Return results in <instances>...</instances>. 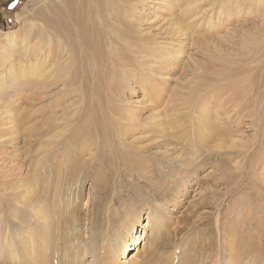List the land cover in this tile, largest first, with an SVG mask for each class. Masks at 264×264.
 I'll return each mask as SVG.
<instances>
[{
    "label": "rangeland",
    "instance_id": "374dc122",
    "mask_svg": "<svg viewBox=\"0 0 264 264\" xmlns=\"http://www.w3.org/2000/svg\"><path fill=\"white\" fill-rule=\"evenodd\" d=\"M183 2L185 4L179 8ZM122 3L123 21L131 27L134 38L145 41L155 54L171 53L178 45L177 60L173 64L160 65L153 58L137 53L131 56L133 63L128 65L132 73H119L114 82V78L111 82L103 72L96 77L88 76V83L84 81L83 86L84 93L88 94L86 98L92 92L91 105L88 100L83 101L81 93L70 87L67 80H56L54 84L45 82L37 90L24 81L21 86H9L1 93L0 230L7 228L12 233L23 230L26 225L23 219L29 216V203L21 200V185L29 184L31 190L39 189L33 186L35 178L31 177L35 161L40 160V170L45 169L47 173L51 170L52 175L58 159L65 154L61 145L70 133L71 124L90 120L88 124L101 127L105 142L100 139L99 145L93 143L89 147L91 153L83 146L82 157L79 153L84 171L79 173L81 181L74 194L82 236L86 240L93 233L100 238L102 223L108 215L105 213L107 205L112 206L109 231L116 232L127 209L140 206L158 209L164 204V219L169 222L160 229L161 237H157L158 241L153 239L155 245L144 246L143 231L148 240L157 234V221L148 220L144 209L146 213L135 226V236L132 235L139 245L128 243L125 260L154 255L151 264H163L168 260V253L174 251L172 246L176 248V256L182 257L184 253L180 250L187 244L195 252L191 254L194 264H224L227 249L232 250L236 264H264V69L261 68L264 63L252 75L256 93L243 98L233 92L227 94L224 91L227 83L219 74L226 60L236 59L234 63L238 68L240 61L248 58L250 52L245 45L249 36L250 41L263 36L264 4L253 5L248 15L241 14L247 5L245 1L232 5L228 0H197L194 4L189 0H123ZM237 7L241 11L238 16ZM23 8L32 10L31 0H0L1 33L19 29L17 14H21ZM182 11L187 13L179 17ZM175 20L179 21L177 26L173 25ZM187 23L189 25L181 29ZM134 56L136 61H133ZM145 78L161 80L163 92L158 93L153 88L142 92L133 80ZM209 78L220 80L214 83L211 93L219 94L221 89L226 93L207 99L206 111L201 114L197 108L202 105L205 93L196 99L195 95L189 96V91L195 83ZM14 91L17 95L7 100ZM188 98H191L188 101L191 108L186 109ZM168 101L172 104L168 105ZM175 104L179 106L174 108ZM168 107L177 110L171 114ZM169 113L173 121L178 122L174 126L181 127L169 126L170 130L164 132L160 127H168ZM26 117L29 119L24 122ZM204 124L205 133L200 129ZM110 125L115 129L119 127L117 133L121 132V137L114 136L115 131L108 129ZM182 132L186 136L195 132L199 147L192 160L186 143L180 144L187 148L184 152L179 156L174 154L179 149L176 144ZM53 134L59 137L53 139ZM218 140L222 141L219 143L224 146L222 150L216 147ZM40 141H46L48 147L45 145L38 150ZM54 141L55 147L50 149ZM200 143L204 144L200 146ZM77 145L71 148L79 147ZM127 153L134 158L130 164L126 160ZM138 161L140 163L136 164ZM135 165L150 167L140 170L135 169ZM48 179L53 182L50 176L41 178L38 183ZM42 193L38 192L39 196L45 195ZM33 195L30 194L35 197ZM171 202L176 205L173 207ZM14 240L19 241L18 238ZM156 246L160 251H156ZM1 253L2 250L0 264H7L4 252ZM98 254L96 251L88 255L84 262L92 264Z\"/></svg>",
    "mask_w": 264,
    "mask_h": 264
},
{
    "label": "bare ground",
    "instance_id": "6f19581e",
    "mask_svg": "<svg viewBox=\"0 0 264 264\" xmlns=\"http://www.w3.org/2000/svg\"><path fill=\"white\" fill-rule=\"evenodd\" d=\"M189 1H193L194 4L197 0ZM242 1H245L247 5L245 6V10L243 8L241 14L245 13L248 15L251 13L253 5L255 7L264 4V0H228V3L230 5L233 3L240 4ZM122 2L123 0H31L32 10L23 8L24 10L22 13L17 14V21L20 26L19 29L15 31L10 30L7 33L0 32V94L8 89L9 86L12 88L18 85L21 86L24 81L33 86L34 90H37L38 88L40 89L45 82L54 84L56 80H63L64 82L67 80L70 87L81 93L83 101L86 99L88 100V105H91L92 103L89 99L92 96V92H90L89 97L86 98L88 94L86 95L84 93L85 87L83 86L84 81L88 83V76L96 77V74L103 72L106 77L111 78L110 80L112 82V79L119 75V73L124 75L125 73H132L131 70L128 71V65L133 63V58H131V56L137 55V53H139L140 56L146 55L144 58H153L155 63L160 65L166 63L173 64L180 54V48H177L178 45L173 47L171 53L160 52L155 54L156 52L151 51L149 45L145 41L134 38L131 27L123 21L124 10L122 5H120ZM184 4V2L181 3L179 8ZM238 7L236 8L237 16L241 12ZM186 13V11L180 12L179 17H182ZM178 24V20L173 22L174 26ZM187 25L189 24L183 25L181 29L187 27ZM261 33H263V36L260 34L262 37L258 34L261 39L257 36L258 38H256V40L250 41L249 36V42H247V44L244 43L246 44L245 48L250 53L246 60L240 61L241 64L238 68L236 67L237 64L234 63L236 59L226 60L225 64L221 65L222 69L219 71V74L224 76V82L227 83H225L226 89L224 90L227 94L228 92H233L235 95H239L240 98H243L245 95L248 96L255 92L256 83L252 75H254V72L264 63V52L262 53L264 50V30ZM133 61H136V57ZM221 64H223V61ZM261 68L264 69V67ZM105 71L108 72L107 75ZM215 75L216 74H214V76ZM138 78L141 79L140 77ZM211 78L203 80L204 82H197V85H195V83L193 86L194 88H191L189 91V96L195 95L196 99L200 98L201 93H205L204 97L201 98L202 105L197 108L201 114H204L206 111L207 99L214 98L215 96L219 98L220 95L226 93H222L223 89L221 88H218V90L221 89L222 92H219L222 94L211 93L214 89V83L217 84V82L220 81H216L215 79L212 81ZM114 80L115 78L113 82ZM160 81L161 80H156L155 78L150 80L145 78L140 81L133 80L134 83L138 84L137 86L140 87L142 92H147L149 89L153 88L158 90V93L161 91L163 92ZM108 83L110 84V82ZM197 86L199 87L198 89ZM218 90H216V92H218ZM193 92L195 94H193ZM15 95H17V91H14L12 95H8L7 100L15 97ZM189 99L191 98L185 101L186 109L191 108V104L188 103ZM193 99L195 100V98ZM205 101L206 104L204 103ZM213 101L215 100L213 99ZM171 102L172 101H168V105H171ZM218 104H222L221 101ZM218 104L216 105L219 106ZM173 106L175 108L179 105L175 104ZM181 106H183V104ZM172 108L170 109L168 107L167 109L171 114L177 110H172ZM168 117V127H175L174 129H176V127H181V125L174 126L178 122L173 121V116L170 115ZM28 119L29 118L26 117L24 122H27ZM15 121L16 120L13 119L12 123ZM89 121L71 124L70 133L65 136L63 145L60 144L61 147L63 146L62 152L65 154H62V158L58 159V163L55 164L53 168L54 173L52 175H50L51 170H49V173H47L45 169L40 170L42 165L40 160L35 161V167H32L33 173L31 177L35 178L33 180L35 182L33 186L39 188L37 191L31 190L29 184L24 185L23 183L21 185L23 194L20 197L24 203H29L27 206L29 216L23 219L26 225L21 231L15 230L16 232L13 231L14 233H12L9 229L7 230V228L0 230V249L2 253L4 252L5 254L4 259L7 260V264H86L84 262L85 257L92 255L96 251L99 252V254L93 258L92 264H151V262H153V258L151 257H155L154 255H149L148 258L138 259V257H134V259L130 258L129 260H125L128 257L126 249L129 242H134L135 245H139L137 240L134 239L135 237L132 239V235L135 226L140 222V218L144 212L146 213V210V218L148 220L154 218L157 221V234L153 235V238H149L148 240L146 238L147 234L143 231V244L145 247L155 245L153 244V239L154 241H158L156 240L157 237L159 239V236L161 237L162 235L160 229H164L169 222L164 219V204H160L158 209L154 206H146V208L140 206V208L136 209H127L124 214V220L122 219L120 221L116 232L109 231L111 227L109 216L111 215L110 211L112 206L107 205L105 213L108 215L104 219V223H102L104 228L100 238H96V234L94 233L88 240L85 239V236H82L79 211L75 205L77 197L74 194L79 188L81 181L79 173H83L84 171L83 164H80V158L82 157L81 147L84 146L86 152L91 153L92 150L89 147L92 146L93 143L94 145H99L98 140L100 139H103V142H105L101 127L95 123L88 124ZM195 124L197 125V123ZM205 125L206 124L201 126L200 129L204 130ZM109 127L115 131L113 132L114 136L121 137V132L119 134L117 133L119 127L115 129L114 126L110 125L108 129ZM168 127L163 126L160 128L164 129L165 132L166 130H170L171 127ZM66 132L68 131H65V133ZM194 133L190 135L187 133V136L185 135L186 133H181V138H179L178 141L179 143L176 144V147L179 146V149L175 150L174 154L179 156L184 152V149L188 148L189 154H186H188L189 159H191L193 154L198 152L199 144L194 138ZM51 137L56 139L59 137V134H53ZM120 137H118V139ZM207 138L209 139L208 135ZM181 143L188 144L187 148L180 146ZM219 143H222V141L218 140L216 147L222 150L224 146L222 144L219 145ZM55 144L56 142L54 141L50 149H53ZM202 144L200 143V146H202ZM45 145L48 147L46 141L39 143L38 150L43 149L42 147H46ZM76 145L79 147L71 148ZM103 148H105V146H103ZM217 151L219 150L217 149ZM133 159L130 154H126V160L129 164L133 162ZM140 161L136 164H139ZM81 163H84L82 159ZM149 167V165L136 166L135 169L147 170ZM50 176L51 179L53 177V182H48V179L41 182L42 184L38 183V181H42L40 180L41 178H49ZM40 191L45 195L42 197L39 196L41 193L38 194V192ZM30 194H34L33 196L35 197H31ZM173 199L174 198H172V201H175V199ZM171 203L173 207L176 205V203ZM20 204L23 203L20 202ZM23 206L25 207L26 204ZM14 210H16V207ZM15 215L16 217L18 216L17 214ZM87 233L89 234L88 231L86 234ZM133 236H135V234ZM16 238H18L19 241H15L14 239ZM145 238L147 242H145ZM172 248H174V251L168 253L169 255L166 254L168 260L167 262H163V264H194L191 254L194 255L195 252H193L187 244L180 250V252L184 253L182 257L176 256L175 246H172ZM153 249L155 250V247ZM157 250H159V247L157 248L156 246V251ZM180 252H178V255ZM125 253L127 255H125ZM155 254L158 256L156 252ZM216 254L215 252L213 257H215ZM120 255H122V258L119 257ZM206 257H208V255ZM226 258L224 264H236L234 259H232L231 249H227ZM200 259L202 260L203 256H200ZM156 261L158 262V260ZM216 262L217 260H214V263Z\"/></svg>",
    "mask_w": 264,
    "mask_h": 264
}]
</instances>
